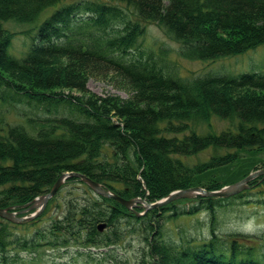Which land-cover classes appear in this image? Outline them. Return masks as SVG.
Instances as JSON below:
<instances>
[{"label":"trees","instance_id":"obj_1","mask_svg":"<svg viewBox=\"0 0 264 264\" xmlns=\"http://www.w3.org/2000/svg\"><path fill=\"white\" fill-rule=\"evenodd\" d=\"M138 20L163 25L181 41L187 58L214 60L264 43V0H0V71L21 74L41 89L78 91H87L88 77L111 71L133 92L129 101L80 99L32 91L0 73V104L32 127L0 120V208H22L49 192L66 171L83 173L123 198L149 202L197 185L218 189L225 183L203 185L195 177L237 161L240 151L264 148V76H179L167 68L163 49L141 44ZM8 21L35 24L20 56L9 50L15 34L4 26ZM213 116L233 127L201 133L196 122L210 125ZM201 152L210 155L193 167L185 163L186 156ZM72 182L80 183L83 196L66 200L48 228L18 233L37 224ZM248 183L230 197L180 198L139 215L70 176L36 217L13 222L0 216V264L16 260L8 259V246L36 250L75 242L106 249L127 232L144 243L136 264H264V232H218L214 222L216 207L245 191L257 189L264 199V175ZM201 211L209 216V236L167 240L160 232L166 213L173 218ZM44 234L52 240L44 241Z\"/></svg>","mask_w":264,"mask_h":264},{"label":"rangeland","instance_id":"obj_2","mask_svg":"<svg viewBox=\"0 0 264 264\" xmlns=\"http://www.w3.org/2000/svg\"><path fill=\"white\" fill-rule=\"evenodd\" d=\"M138 21L141 25H143L144 29L143 34L140 36L141 44L147 49L154 51L163 49L164 51H162L161 54L163 55L162 57L166 62V65H168L167 68L171 69L175 73H178L179 76L189 78L220 75L237 77L245 73H255L257 75L264 76V43L249 48L241 53L219 57L214 60L187 58L180 52L181 41L176 39L172 33L163 27V25H160L157 22L143 20ZM4 26L15 34L12 37L9 50L17 56L22 55L31 41V35L35 32V24L8 21ZM218 33L227 39L236 38V36H233L232 33L220 31ZM0 73L9 77L12 82H19L24 84V86L28 89L32 88V91L36 90L40 93L44 92L46 94L61 93L65 96H74L80 99L100 96L101 98H118L120 101H129L133 94L129 85L125 81L121 80L119 75L111 71L103 75H93L88 77L86 84L87 91H78L75 89L70 90L65 88H56L55 90L41 89L34 85L33 82L26 81L24 76L21 74H16L15 72L12 73L3 69ZM238 92L239 91L237 90L236 94ZM4 105L5 104H0V120L11 121L14 124L20 123L28 130L32 129L31 124L26 121V118H24L17 111L14 112L12 109H9ZM32 111L30 115H33L34 111ZM60 111V114H63V112H69L68 110L63 109L57 110V112ZM41 114L43 115L44 113ZM196 123L197 127L200 128L199 131H201V133L208 132L209 129L211 131L220 132L233 127V122L223 120L215 116L210 118V125H208V122L206 123L204 121ZM192 124L193 123L190 122L191 130L194 129L192 128ZM195 130H198V128ZM209 152L213 155L218 151L214 150L213 153L212 151ZM209 155V153L201 152L199 154L186 156L184 159L188 166L193 167L195 164L199 163V161L207 159ZM262 169H264V148H254L240 151L237 161L199 174L195 177V181H201L203 185L210 181L215 183L224 182V185H227L244 178L249 173L257 172ZM247 171L249 172L243 175ZM79 186L80 183L78 182H72L65 186L56 196V199L49 204L48 210L43 215L41 220L29 229L19 227L18 233L22 234L29 232V234L26 235L29 236L31 233H35V230L38 228L41 230L43 228H48L51 220L55 218L56 214H59V216L62 215V210L64 209L66 200L75 196H83L82 189ZM198 187L206 189L200 185ZM133 198H140L143 201L149 202L143 196H136ZM261 198L262 195L257 189L249 190L245 191L232 203L230 202L225 206L216 207L214 222L217 226L216 228L218 232L237 231L256 234L264 232V199ZM21 209L23 208L18 209V207H13L12 211H19ZM128 209L138 213H143L147 210L144 208V204H142V202H136ZM33 211L34 210L32 209L22 212L19 215L28 216ZM160 232L167 240H178L181 236H209V216L206 211H201L194 216L179 215L176 217L174 216L173 218L169 213H166L161 219ZM44 236L46 238L44 241L49 239L48 234H44ZM141 237L142 236L139 234L127 232L121 238L123 242L120 241L119 244L109 246L106 249H99L95 247L84 249L76 246L77 243L75 242H68L64 245V247L59 246L58 244H48L44 247H38L36 250H21L20 248L8 246L7 253L10 256L8 257L9 260L16 259L10 264H117V261L118 264H136V259H138L137 257L140 253L139 250L142 248V245L144 246ZM87 250H90L91 253H87ZM100 251H102L106 257H100ZM16 252L17 257L14 258ZM110 254L114 255L117 259L114 260L111 258ZM109 260H112V262H109Z\"/></svg>","mask_w":264,"mask_h":264},{"label":"water","instance_id":"obj_3","mask_svg":"<svg viewBox=\"0 0 264 264\" xmlns=\"http://www.w3.org/2000/svg\"><path fill=\"white\" fill-rule=\"evenodd\" d=\"M264 175V169L259 170L257 172H252L249 173L247 176L244 178L233 182L231 184L224 185L218 189L214 190H206L198 186H192L188 188H182V189H176L168 193L165 197L156 200L154 202H146L143 201L140 198H130L126 199L123 198L122 196L118 195L115 192H112L111 190L105 188L102 184L99 182L93 180L89 176L80 173V172H75V171H66L62 173L52 186L51 190L40 197L34 198L31 202L27 203L24 205L23 209L19 211H12L13 206H9L6 208H0V216L3 218H6L7 220L14 221V222H19L23 220H30L36 215L40 213V211L45 207L47 204L48 200L54 195V193L57 191V189L60 187L62 182L67 177L70 176H77L79 177L82 181H84L96 194L102 195V196H107L111 197L127 208H131L132 205H134L136 202H142L144 204L145 209H149L152 207H158L160 205L167 204L169 202H172L174 200L180 199V198H192L197 195H203V196H211V197H217V198H225V197H230L233 196L244 189L248 187V182L251 181L255 176L257 175ZM34 210L29 214L28 216H20L19 214L25 211L29 210ZM136 214H142L135 212ZM103 224L99 225V229L102 230Z\"/></svg>","mask_w":264,"mask_h":264}]
</instances>
